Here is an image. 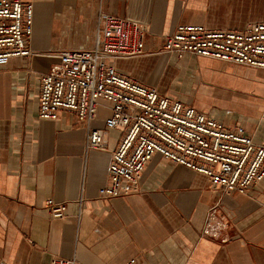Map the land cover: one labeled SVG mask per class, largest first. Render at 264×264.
I'll return each instance as SVG.
<instances>
[{"label": "crops", "instance_id": "crops-1", "mask_svg": "<svg viewBox=\"0 0 264 264\" xmlns=\"http://www.w3.org/2000/svg\"><path fill=\"white\" fill-rule=\"evenodd\" d=\"M20 1L33 5L28 48L37 55L0 64V264H50L53 258L75 264L132 258L138 264H264V179L245 194L226 195L204 175L154 154L139 192L100 199L124 133L109 130L105 150L85 151L86 129L75 116L38 117L39 76L58 63L51 55L91 48L102 10L145 28L147 54L115 61L119 73L227 126L244 127L264 146V70L157 53L180 24L211 31L263 24L264 0ZM99 103L95 129L110 114ZM48 200L66 206L64 218H51ZM212 207L228 224L221 232L225 243L201 237Z\"/></svg>", "mask_w": 264, "mask_h": 264}, {"label": "built area", "instance_id": "built-area-1", "mask_svg": "<svg viewBox=\"0 0 264 264\" xmlns=\"http://www.w3.org/2000/svg\"><path fill=\"white\" fill-rule=\"evenodd\" d=\"M33 5L20 0H0V64L12 58L37 55L28 48L32 37ZM158 54L176 60L186 56L206 58L264 70V23L240 31H211L200 25H178ZM147 54L145 28L132 20L98 11L94 44L89 49L61 50L58 60L39 76L38 117L56 120L60 112L72 114L86 129L85 151H103L107 132L124 133L112 153L108 184L98 198L108 200L139 192L140 179L154 154L205 176L222 194H245L264 179V146L256 145L244 127L227 126L178 100L161 95L119 73L118 60ZM100 101L110 112L102 129L92 128ZM81 190H83V185ZM83 194L76 200L82 212ZM51 218L65 217L66 206L45 203ZM228 224L207 212L201 237L220 240ZM50 264H75L53 258ZM125 264H138L135 258Z\"/></svg>", "mask_w": 264, "mask_h": 264}, {"label": "rangeland", "instance_id": "rangeland-1", "mask_svg": "<svg viewBox=\"0 0 264 264\" xmlns=\"http://www.w3.org/2000/svg\"><path fill=\"white\" fill-rule=\"evenodd\" d=\"M198 96H199V98H198ZM204 96V94H203V90L201 91L200 90V92H198V94H197V98H195V102L197 103V105L199 104V101H200V99L202 98Z\"/></svg>", "mask_w": 264, "mask_h": 264}]
</instances>
